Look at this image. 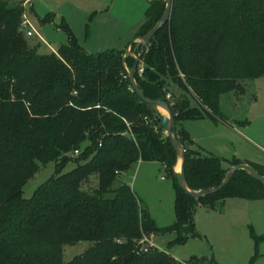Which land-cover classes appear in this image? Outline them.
Masks as SVG:
<instances>
[{"label": "trees", "instance_id": "1", "mask_svg": "<svg viewBox=\"0 0 264 264\" xmlns=\"http://www.w3.org/2000/svg\"><path fill=\"white\" fill-rule=\"evenodd\" d=\"M11 1L0 0V264H221L207 256L181 262L157 247L141 250L138 242L174 232L173 244L186 243L200 236L194 220L199 205L216 208L235 197L264 200V182L238 170L218 192L200 199L189 195L178 184L177 152L158 122L161 112L129 82L127 68L141 44L125 58L119 49L88 53L61 18L56 26L66 42L41 53L19 26L24 6L12 2L9 8ZM149 2L134 38L165 11V1ZM53 18L49 12L41 21ZM263 75L264 0L173 1L170 20L144 47L134 79L146 97L171 105L190 189L217 187L230 168L218 156L188 148L192 140L181 122L226 121L222 94L242 91L243 81ZM173 83L186 94L171 93ZM69 161L75 167L62 173ZM154 161L165 166L176 188V219L164 227L128 183L113 187L122 173ZM48 162L55 163L54 174L24 198L23 185ZM229 163L250 164L264 175L262 164L237 157ZM93 176L96 186L84 188ZM251 235L257 249L264 234L251 228ZM80 241L89 247L64 262V246Z\"/></svg>", "mask_w": 264, "mask_h": 264}, {"label": "rangeland", "instance_id": "2", "mask_svg": "<svg viewBox=\"0 0 264 264\" xmlns=\"http://www.w3.org/2000/svg\"><path fill=\"white\" fill-rule=\"evenodd\" d=\"M12 0L22 3L38 36H31L38 43L41 53L54 51L67 38L56 26L64 18L79 45L88 53L109 49H126L143 21L147 0ZM54 13L53 21L42 22L47 13ZM22 14V15H23ZM136 45L130 49L134 54ZM243 90L231 91L221 96V112L226 121L214 122L208 118L189 120L186 124L195 141L207 150L224 159L249 158L264 163V75L243 81ZM177 86L171 85L169 91ZM178 89V93H179ZM193 105L197 102L193 100ZM165 113L163 109H160ZM166 133V132H165ZM167 135V134H166ZM69 161L62 168L65 173L75 167ZM140 166V167H139ZM56 165L48 162L22 187V196L30 197L34 190L54 174ZM128 183L138 196L158 227L175 222L176 188L172 176L160 163H140L127 173L119 175L113 187ZM91 177L84 188L96 186ZM204 206V205H203ZM198 208V207H197ZM196 209L194 220L200 236L186 243L173 244L176 234H154L153 242L160 250L171 253L178 261L190 260L193 256L214 258L221 264H264V241L256 249L251 228L257 235L264 234V200L228 198L216 208ZM89 241H80L64 246L63 261H69L87 249Z\"/></svg>", "mask_w": 264, "mask_h": 264}, {"label": "water", "instance_id": "3", "mask_svg": "<svg viewBox=\"0 0 264 264\" xmlns=\"http://www.w3.org/2000/svg\"><path fill=\"white\" fill-rule=\"evenodd\" d=\"M166 2V8L165 11L161 17V19L158 21V23L150 29L146 34H144L142 37L139 38H134V40L126 47L123 58H125L127 55L130 54V49L131 45L135 43L136 47L138 44H141L140 52L139 54L135 57V63L133 66L128 69L127 68V74L129 78V82L132 86V88L135 90V92L138 94V96L144 101L148 103L155 104L157 108L163 109L165 113H162L161 115L157 117L158 122L161 124L162 128L166 132L167 136L170 138L171 143L173 147L175 148L177 152V162L174 165V172L175 175L177 176L178 179V184L180 188H182L184 191H186L189 195L196 199H200L204 196L213 194L218 192L221 188H223L225 185L228 184V182L231 180V178L234 176V174L238 170H246L251 176H253L255 179L264 182V175H261L259 172H257L250 164L247 163H241L232 166L230 169H228L225 178L221 182L220 185L217 187L213 188H207V189H201V190H192L189 188L187 184V179H186V174H185V146L181 140L178 138V134L176 131V119L175 115L173 113V110L171 108V105L164 99H150L146 97V95L143 94L141 89L138 87L137 83L135 82L134 79V73L137 67V64L141 58V55L143 53L144 47H146L148 41L150 38L156 34L161 28L164 27V25L169 22L170 17H171V12H172V6H173V1L174 0H163ZM13 3L9 2L7 7H12ZM180 163V167H178Z\"/></svg>", "mask_w": 264, "mask_h": 264}, {"label": "crops", "instance_id": "4", "mask_svg": "<svg viewBox=\"0 0 264 264\" xmlns=\"http://www.w3.org/2000/svg\"><path fill=\"white\" fill-rule=\"evenodd\" d=\"M31 0H29V2H30ZM146 6H147V9L149 8V6H150V2H149V0H147V2H146ZM134 37H135V35H134ZM133 40H134V38H133ZM130 44V43H129ZM128 44V45H129ZM127 45V46H128ZM126 46V47H127ZM119 50H122V49H119ZM125 50V49H124ZM131 53V52H130ZM132 54V53H131ZM133 55V54H132ZM171 85H175V86H177L176 84H171ZM171 85H170V87L169 88H171ZM178 89L180 90L179 91V93L177 92L178 91ZM171 93H174L175 95H177V96H180V95H183V94H186L185 93V91H183L182 89H180L178 86L173 90V91H171ZM220 103H221V99H220ZM192 105H193V101H192ZM194 106V105H193ZM208 119H210V118H208ZM189 120H194V119H188V120H185V121H183V122H181V124H180V127H182V128H184L185 130H187L188 132H189V134H190V137H191V140H192V142L191 143H189L188 145H187V147L188 148H190V149H192V150H197V151H200L202 154H204V155H213L212 153H206L207 152V150L205 149V148H203L202 146H200L196 141H195V139H194V137H193V135H192V133L189 131V128H188V126H187V122L189 121ZM211 120V119H210ZM220 122V121H219ZM237 158H239V159H241V160H243V161H250V162H254V163H258V164H262V165H264V163L262 162V161H256V160H252V159H249V158H240V157H237ZM264 161V160H263ZM154 162H156V161H154ZM143 162H140V165L142 164ZM144 163H146V162H144ZM151 163V162H150ZM153 163V162H152ZM156 163H160V162H156ZM139 164V163H138ZM162 166H163V168L165 169V166L162 164V163H160ZM224 165V167L225 168H231L232 167V165L229 163V162H226V163H224L223 164ZM140 167V166H139ZM204 208V209H207L206 208V206H203V205H199L198 206V208ZM197 208V209H198ZM197 225V224H196ZM154 238V237H153ZM153 238H152V240H153ZM154 243V242H153Z\"/></svg>", "mask_w": 264, "mask_h": 264}, {"label": "built area", "instance_id": "5", "mask_svg": "<svg viewBox=\"0 0 264 264\" xmlns=\"http://www.w3.org/2000/svg\"><path fill=\"white\" fill-rule=\"evenodd\" d=\"M19 26L27 37H31V36L39 37L38 32L36 31V29L32 27L29 18L26 14L22 15V19L20 21ZM139 71L141 72L142 69L140 68ZM166 97L167 99H171V93H168ZM78 153L79 151L77 149L73 151V155H77ZM153 236H154L153 234L149 236H144L139 240L138 243L141 250L143 249L144 251H147L150 249V247H156L152 240Z\"/></svg>", "mask_w": 264, "mask_h": 264}, {"label": "bare ground", "instance_id": "6", "mask_svg": "<svg viewBox=\"0 0 264 264\" xmlns=\"http://www.w3.org/2000/svg\"><path fill=\"white\" fill-rule=\"evenodd\" d=\"M180 163H181V162H179V165H178V167H180Z\"/></svg>", "mask_w": 264, "mask_h": 264}]
</instances>
